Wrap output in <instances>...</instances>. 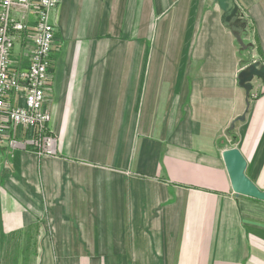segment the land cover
I'll return each mask as SVG.
<instances>
[{
	"label": "crops",
	"instance_id": "0c3cea01",
	"mask_svg": "<svg viewBox=\"0 0 264 264\" xmlns=\"http://www.w3.org/2000/svg\"><path fill=\"white\" fill-rule=\"evenodd\" d=\"M234 1L250 63L213 0H61L59 155L0 146V264H264V202L223 158L264 192V85L238 82L264 64V0Z\"/></svg>",
	"mask_w": 264,
	"mask_h": 264
},
{
	"label": "built area",
	"instance_id": "2783aa9c",
	"mask_svg": "<svg viewBox=\"0 0 264 264\" xmlns=\"http://www.w3.org/2000/svg\"><path fill=\"white\" fill-rule=\"evenodd\" d=\"M61 0H0V146L55 157L47 106ZM254 95L253 97H256Z\"/></svg>",
	"mask_w": 264,
	"mask_h": 264
},
{
	"label": "water",
	"instance_id": "95a60500",
	"mask_svg": "<svg viewBox=\"0 0 264 264\" xmlns=\"http://www.w3.org/2000/svg\"><path fill=\"white\" fill-rule=\"evenodd\" d=\"M223 11V23L233 32L237 43L245 48L243 35L247 28V21L241 17L239 6L234 0H213ZM258 78L264 85V64L254 62L247 66L238 76L239 86L245 90L247 98L253 89V81ZM247 105L249 101L247 99ZM245 116L240 117L237 121L243 122ZM223 158L231 180L233 192L237 196H245L264 202V192L260 191L257 186L246 176L247 163L237 149H230L224 152Z\"/></svg>",
	"mask_w": 264,
	"mask_h": 264
},
{
	"label": "rangeland",
	"instance_id": "374dc122",
	"mask_svg": "<svg viewBox=\"0 0 264 264\" xmlns=\"http://www.w3.org/2000/svg\"><path fill=\"white\" fill-rule=\"evenodd\" d=\"M241 17H242V16H241ZM247 23H248V21H247ZM248 24H249V23H248ZM247 28H248V25H247ZM247 28H246V31H245V33H244V35H243V41H244L245 44H247V43H249V42H252V43H249V44L252 46V48L250 47V51H249V52H251V55H252V52L255 51V49H256V43H255V38H254V35H253V31L251 30V32L249 33L248 30H247ZM247 47H248V45H245V48H247ZM245 48H243V49H245ZM253 63H254V62H253ZM253 63H251V64H253ZM251 64H250V65H251ZM252 91H253V89H252ZM252 91H251V92H252ZM251 92H250V93H251ZM254 95H257V96H258V94H252V96H254ZM257 96H256V97H257ZM256 97H253V99L256 98ZM47 106H48V108H49V112H50V114H51L50 105H49V99H48V101H47ZM50 130H51V132H52V136L55 137V138H57V140H58V154H57V156H55V157H58V155H59V139H58V137L54 134L53 129H52V114H51ZM8 151H9V150H8Z\"/></svg>",
	"mask_w": 264,
	"mask_h": 264
},
{
	"label": "trees",
	"instance_id": "16d2710c",
	"mask_svg": "<svg viewBox=\"0 0 264 264\" xmlns=\"http://www.w3.org/2000/svg\"><path fill=\"white\" fill-rule=\"evenodd\" d=\"M244 45H248V47L247 48H245V49H243L240 45H239V55H244V54H249L250 55V59L248 60V62L250 63V61H251V52H249L250 51V47L252 48V46L249 44V43H247V44H245L244 43Z\"/></svg>",
	"mask_w": 264,
	"mask_h": 264
}]
</instances>
